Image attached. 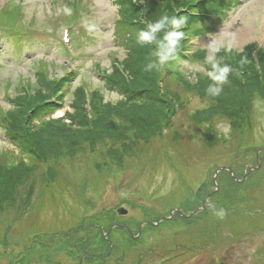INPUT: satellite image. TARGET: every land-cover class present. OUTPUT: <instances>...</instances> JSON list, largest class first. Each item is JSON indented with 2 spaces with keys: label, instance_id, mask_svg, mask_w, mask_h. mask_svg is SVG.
Returning <instances> with one entry per match:
<instances>
[{
  "label": "rangeland",
  "instance_id": "1",
  "mask_svg": "<svg viewBox=\"0 0 264 264\" xmlns=\"http://www.w3.org/2000/svg\"><path fill=\"white\" fill-rule=\"evenodd\" d=\"M135 1L140 5L135 6L136 15L123 19L117 0H0L1 163L35 165L36 159L22 156L4 131L6 119L17 118L29 100L44 95L42 99L58 105L51 115L31 120L36 127L63 114L79 118L77 88L84 90L86 112L92 90L101 96L96 95V102L119 104L122 97L105 81L133 57L136 27L126 20H135L144 30L161 15L174 16L199 0H169L170 12L163 6L146 11L143 0ZM222 1L210 17L184 29L187 57L162 65L161 87L175 98L162 136L128 149L123 141L105 139L93 151L82 144L72 153L61 150L44 162L36 161V169L0 207V264H26V241H63L65 233L73 237L79 223H107L101 212L117 215L123 208L120 217L129 225L155 221L168 216L171 208L198 206L207 194L210 204L204 218L196 219L191 230L197 251L178 259V264H264V105L257 108L253 100L249 123L230 125L224 117L201 123L192 119L195 112L202 115L217 108L207 93L213 83L206 59L213 54L211 45L221 46L215 56L231 68L242 58L247 65L254 62L258 74L264 66V0ZM65 7L72 9L71 15L64 13ZM89 22L96 25L92 32L85 28ZM229 44L231 51L225 52ZM228 75L239 81L240 70ZM58 82L60 90L53 95L52 86ZM231 85L228 80L219 97H235ZM130 108L135 112L137 106ZM206 135L215 139L212 145ZM48 167L57 173L45 178ZM219 167L230 168L238 180L245 178L234 181L227 171L218 170L213 181ZM220 209L223 217L216 215ZM200 224L207 228L205 257L196 241ZM172 226L166 223L160 229ZM146 237L155 239L154 233Z\"/></svg>",
  "mask_w": 264,
  "mask_h": 264
},
{
  "label": "trees",
  "instance_id": "2",
  "mask_svg": "<svg viewBox=\"0 0 264 264\" xmlns=\"http://www.w3.org/2000/svg\"><path fill=\"white\" fill-rule=\"evenodd\" d=\"M117 2L122 10L123 19L126 15H136L138 8L135 6H140L135 0H117ZM143 3L146 11H151L153 7L159 10L163 6L164 12H170L171 2L169 0H160V2L158 0H143ZM219 7V0H199L184 6L183 10L179 9L174 13V16L186 17L187 23L183 29H180L184 31L192 23L203 21ZM136 23L135 20H126L125 22L126 25L136 27V32L132 38V59L123 62L121 72L113 73L105 81L106 87L122 97L119 104L111 105L102 101L96 102L94 100L96 95L100 99L101 96L96 90H92L88 94L90 95L89 110L86 112L82 106L85 103L84 90L77 88L76 96L82 104L79 107V118L63 114L59 118L50 119L36 127L31 124V120L51 115L58 105L42 99L45 97L44 95L38 99L29 100L28 105L21 109V113L17 117L23 118V121L9 117L6 119L7 123L4 129L5 135L20 150L22 156L26 155L31 159H36V161L44 162L48 156L57 155L61 150L72 153L76 149L82 148V144H87L89 149L93 151L95 144L106 139L119 143L123 141L121 144L124 149H128L132 145L136 146L141 140L148 141L155 135L162 136L163 129L168 126V115L172 112L170 108L175 103V98L168 97V94L161 87L160 72L162 65L152 70H146V66L155 60L153 55L155 45L137 43V36L142 31V26L140 28ZM185 47L186 44L181 41L174 58L166 63L187 57L184 53ZM231 66L233 71L235 69L240 70L241 80L231 79L229 75L227 78L232 84V89L234 91L236 89L235 97L232 94L225 99L212 96V104L216 105L217 108L210 109V112L206 114L201 113L202 115L195 112L196 114L194 113L192 119L196 123L212 120L214 117H224L230 125L242 120L249 123L253 100L264 101V66H261L260 74L254 68V62L252 65H247V62H233ZM164 75H167V72ZM58 86H60L59 82L52 86L51 94L54 95L57 90H60ZM129 105L137 106L136 111L132 112V108L127 109ZM64 118L69 121L64 122ZM76 133L77 135H75ZM206 136L207 143L212 145L215 139ZM112 150L117 152L116 148L110 147L111 152ZM36 161L35 165L28 164V166L23 165L20 160L16 164L12 161L11 163L0 162V207L2 203L12 198L23 178L36 169ZM95 166L97 167V164ZM44 171L45 178L52 177L51 174L55 171L57 173V169L49 167Z\"/></svg>",
  "mask_w": 264,
  "mask_h": 264
},
{
  "label": "flooded vegetation",
  "instance_id": "3",
  "mask_svg": "<svg viewBox=\"0 0 264 264\" xmlns=\"http://www.w3.org/2000/svg\"><path fill=\"white\" fill-rule=\"evenodd\" d=\"M119 209L117 215L101 212V219H107V223H79L72 238L68 232L63 241H26V264H178V259L197 251L191 230L196 219L204 218L206 205L190 210L174 207L168 216L131 225L121 219L125 214H120ZM166 223L173 226L160 229ZM202 225L196 241H200L201 255L205 257L207 228ZM153 233L155 239L148 241L146 236Z\"/></svg>",
  "mask_w": 264,
  "mask_h": 264
},
{
  "label": "clouds",
  "instance_id": "4",
  "mask_svg": "<svg viewBox=\"0 0 264 264\" xmlns=\"http://www.w3.org/2000/svg\"><path fill=\"white\" fill-rule=\"evenodd\" d=\"M66 15H71L72 9L65 7L63 9ZM187 23L186 17H177L169 14H163L155 22L147 23L145 29L140 31L137 36V43L139 44H153L155 51L153 53L155 60L146 66V70L158 68L160 65L165 64L170 59L174 58V54L180 47V42L185 38V32L181 31ZM85 28L87 31L92 32L95 30L94 23H86ZM163 33L162 37L158 34ZM213 54L207 56V63L210 65V70L207 72V77L213 83L207 88L208 95L220 96L223 92V85L228 83V74L233 69L227 65L222 64L215 56V53L221 51V46L213 44L210 46ZM225 52L231 51V45L224 47ZM246 62L243 58L241 63ZM264 101L257 99L255 106L259 108ZM217 216L223 217L225 212L220 209Z\"/></svg>",
  "mask_w": 264,
  "mask_h": 264
},
{
  "label": "water",
  "instance_id": "5",
  "mask_svg": "<svg viewBox=\"0 0 264 264\" xmlns=\"http://www.w3.org/2000/svg\"><path fill=\"white\" fill-rule=\"evenodd\" d=\"M219 169H227L230 173L232 172L231 169L226 168V167H220ZM120 213H125V211L121 210Z\"/></svg>",
  "mask_w": 264,
  "mask_h": 264
}]
</instances>
